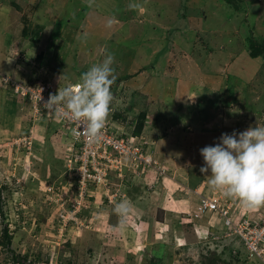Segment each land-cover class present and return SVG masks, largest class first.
<instances>
[{"label":"rangeland","instance_id":"374dc122","mask_svg":"<svg viewBox=\"0 0 264 264\" xmlns=\"http://www.w3.org/2000/svg\"><path fill=\"white\" fill-rule=\"evenodd\" d=\"M234 2L0 0V60L10 57V69L0 68V106L13 112L22 100L28 112V118L14 119L13 131L0 124V236L8 226L12 237L0 244V264H264V256L251 255L242 238L230 235L221 217L226 208L235 224L264 219L259 164L243 195L226 180L228 192L201 197V203L218 199L215 212L197 202L176 207L161 200L167 173L161 158H175L168 138L174 135L175 143L184 127L214 133L234 124L238 141H253L248 152L264 155V54L250 53L251 39L264 43V0ZM99 12L108 20L102 30L96 27ZM74 37L76 45L85 40V49L73 46L79 59L74 54L61 65L58 54ZM49 70L59 73L53 81ZM6 78L59 89L81 83L99 105L96 118L123 133L141 130L134 142L138 159L121 157L122 173L110 170L104 181L72 188L67 148L59 149L70 138L60 125L55 132L57 122L47 110L39 106L35 114L32 101L14 93ZM172 109L190 117L177 119ZM164 117L173 119L172 127ZM196 119L201 122L192 123ZM191 211L194 221L188 223L182 217Z\"/></svg>","mask_w":264,"mask_h":264},{"label":"crops","instance_id":"0c3cea01","mask_svg":"<svg viewBox=\"0 0 264 264\" xmlns=\"http://www.w3.org/2000/svg\"><path fill=\"white\" fill-rule=\"evenodd\" d=\"M100 14L102 13L99 12L97 14L98 25H96V27L98 26V28L100 27V29L102 30L104 23H108V20L107 22L102 21L100 19V16H101ZM113 21L114 23H117V24L119 23L117 19H113ZM112 26L114 27V29H117L114 24ZM82 31H84V33L82 34H85L87 32L84 29ZM74 41H77L75 40V37L73 38V41L68 43V46L66 47V50L63 51V54H58L59 59L61 57H64L63 59H60L61 61H59L61 65H63L64 61H65L64 64L65 63L70 64L69 63L70 58L74 54L79 59L78 51L80 50L74 51L73 46L74 48L83 46L81 50L85 49L84 48L85 40L83 44H78V45L74 44L73 43ZM120 45L119 43H115L116 47H119ZM146 45L150 46L149 43ZM99 51L104 53V51H106V48L103 46H100ZM9 58H10L9 54L5 53V57H2V59L0 60V68L3 66V69H6V70L10 69L9 65L8 67L6 66L7 64H9V61H8ZM134 62L135 61H132V63ZM115 69L116 67H110L111 72H113V70L115 71ZM12 72L14 71L12 70ZM48 72H50L49 74L51 77L53 76L52 81L57 77L56 74H59L56 71H52V70H49ZM13 75L15 76V74ZM12 98L14 97L12 96ZM0 100H1L0 105L2 106V102H4L2 95L0 96ZM159 100L160 99L158 98V101ZM252 100H256V99H252ZM258 100L259 99H257L256 101ZM22 103H23L22 100H20V104H18L19 106L13 107V112L10 111V106L8 105H6V112H4L3 108H1L0 106V111L2 112V113L0 112V124L1 125L3 124V126L6 128L7 131H13L16 128L17 124L14 122V119L24 118V117L28 118L26 117L28 116V112H26V106L25 104H22ZM164 106L166 105L163 104V107ZM18 107L20 111L27 113V115H25V113L19 114L20 111L18 113L19 115L18 114L13 115V113L18 109ZM197 111L199 114H201L200 108L197 107L196 112ZM172 113L174 114L176 118L178 117L177 119H182V117L188 118V116L190 117V114H191V112L188 113L187 111L186 112L182 111L180 113L179 110H176V109H172ZM162 122L166 123L165 126H167V129L172 127V124L175 123L173 119L167 120V118L165 117L162 118ZM194 122L200 123L201 120L196 119L192 123ZM207 122L210 126L211 123L209 121ZM207 122H205L204 124H206ZM233 125L229 124L228 128L227 127L224 128V126H222L223 127L221 128L222 131L220 130L221 132L215 131L214 133L211 132L212 130L211 128L207 130L206 129L203 130L202 128L201 129L200 128L189 129L187 127L186 128L184 127L181 129L179 133H176L175 143L170 141V138H172L174 135L173 136L170 135L171 137L168 138V142H167L168 149L171 150L172 148V150L174 149V151L175 150L177 151L175 152L174 159H172L173 156L171 155H167L166 158L165 157L161 158L162 159L161 163L163 164L162 166H164V168L167 169V173L163 176V182L165 183V187H164L165 192L162 191L164 192L162 194L166 196V198H164L161 195L162 197L161 200L166 201V204L168 203V201L172 202L173 204H175L176 207H180V204L184 202L186 203L192 202L193 204L197 202V204L200 206L201 197L206 195L207 193L212 192V194L213 193L219 194L221 191L228 192V190L222 187V183L226 182V180L228 181L229 184L232 185L228 188L231 189L234 185V187L236 186V187H239L238 189H241V191H239L238 194H242V195L244 194L245 187L248 186L249 188L250 183L253 180V174L255 172L253 169L254 166L255 165L257 166V164H259L258 167L264 168V155H260L259 153L255 154L254 152H248L246 146H248V144H251V146H248V148L251 147V150L252 148L254 149L255 145L253 141L252 143L249 142V140H251L249 139V136L242 138V141H238V133L235 132L236 131L235 128L237 129L238 126L233 127ZM52 127L56 128L55 132L62 131L60 130L61 128L58 125H55V126L52 125ZM204 128H208V127H204ZM43 133L44 132H42V135H40V137H43L44 135ZM63 136L67 137L65 134ZM66 145H68V143H62V146H60L59 149L62 150L64 148L63 150H65ZM161 147L163 148V146ZM259 156H263V157L259 159L260 158ZM255 157L258 161L257 163H256ZM257 191H260V189ZM145 192L147 191L144 188H142V191L140 194L142 193L145 194ZM260 192L263 194V197H262L263 199L264 193L262 190ZM230 196H232V193L230 194ZM262 203H264V201ZM190 213L192 216H194V211L193 213L191 211V212L186 213L189 216H183L182 218H185V220L192 221L193 218L190 217ZM208 213H212V212H208ZM183 215H185V213H183ZM200 221H205V223H209V220H206V218L203 219L202 217ZM160 223H163V222L160 221ZM214 224L218 225L221 223L217 222ZM155 232L158 233V230H156ZM165 232H163L162 234H164ZM166 233L168 235V232ZM211 234L214 235V233H211ZM176 236L177 238L180 239L182 236V233L179 232L177 235L175 234V237ZM232 236L237 237L236 235H232Z\"/></svg>","mask_w":264,"mask_h":264},{"label":"built area","instance_id":"2783aa9c","mask_svg":"<svg viewBox=\"0 0 264 264\" xmlns=\"http://www.w3.org/2000/svg\"><path fill=\"white\" fill-rule=\"evenodd\" d=\"M6 83L9 87L12 86L10 89L14 93L32 101L35 114L39 113V106H41V112L47 110V113L53 115L54 117L51 118L70 138L66 147L65 163L71 170L68 171L75 174V177L72 174L74 178L69 183L72 188L80 189L81 187L78 188V186L83 184V181L89 186L93 182L97 184L104 181L111 171L122 173L123 168H120V164L123 159L121 160V157L138 159L139 153L134 146L138 136L133 132L117 131L111 122L96 118L94 111L98 110L99 105L89 89L81 83L72 84L67 90L58 89L54 85L50 86L41 80L35 84L25 85L6 78ZM217 207L220 208L218 199L208 197L202 199L201 208L204 211L215 212ZM221 209L228 210L224 211L221 217H223L224 227L230 230V235L242 238L251 255L264 256V219L259 223L246 219L240 224H235L230 219V210Z\"/></svg>","mask_w":264,"mask_h":264},{"label":"trees","instance_id":"16d2710c","mask_svg":"<svg viewBox=\"0 0 264 264\" xmlns=\"http://www.w3.org/2000/svg\"><path fill=\"white\" fill-rule=\"evenodd\" d=\"M228 2H234V0H227ZM235 3V2H234ZM250 53L252 56H258V55H261V54H264V43L262 42H257L255 41L254 39H251V42H250ZM57 88V87H56ZM59 89V88H58ZM63 90H67L68 88H62ZM93 95V94H92ZM94 97V96H93ZM121 117V116H119ZM57 125L59 126V124L57 123ZM143 126V124H141ZM54 126V125H53ZM141 130L138 128L134 131V135L136 136H140V133ZM64 158V157H63ZM64 161H65V158H64ZM63 161V162H64ZM1 212V211H0ZM235 238H240V237H235ZM11 239L12 237L10 236L9 234V230H8V226H6L3 230H2V233H1V236H0V244L1 245H7L11 242Z\"/></svg>","mask_w":264,"mask_h":264},{"label":"clouds","instance_id":"9594fccd","mask_svg":"<svg viewBox=\"0 0 264 264\" xmlns=\"http://www.w3.org/2000/svg\"><path fill=\"white\" fill-rule=\"evenodd\" d=\"M94 99H95V97H94ZM190 219V218H189ZM186 222H188V223H191L192 221H190V220H187ZM237 236V235H236ZM239 237V236H238Z\"/></svg>","mask_w":264,"mask_h":264}]
</instances>
